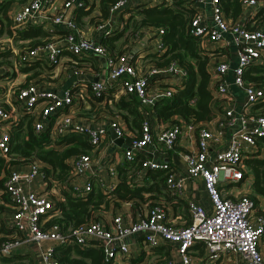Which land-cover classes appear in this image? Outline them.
I'll return each instance as SVG.
<instances>
[{
	"label": "built area",
	"instance_id": "2783aa9c",
	"mask_svg": "<svg viewBox=\"0 0 264 264\" xmlns=\"http://www.w3.org/2000/svg\"><path fill=\"white\" fill-rule=\"evenodd\" d=\"M143 1L147 4L153 0ZM143 1H107L105 14L99 7L88 18L85 13L83 26L75 18V13L89 7L92 10L91 0H12L8 6L12 36L19 38L18 32L26 29L27 25L39 26L47 34L37 44L30 46L26 41H19L17 48H9L13 54L14 69L40 61L52 67L60 64L62 74L64 71L89 76L59 91L43 78L42 73L49 71L30 73L23 82L24 86L0 82V156L5 160L10 158V126L24 114L30 117L34 132L47 131L51 139L69 131L85 133L89 144V153L67 156L68 172L61 181L45 176L42 168L48 165L36 157L27 162L20 161L23 158L19 157L8 167L2 190L7 195L11 210L3 217L4 224L12 225L19 232L26 230L27 239L34 241L38 248L37 262L21 264H57L53 249L67 242L101 245L104 262L119 263L131 256L123 239L132 233L141 235L139 248L145 255L161 241L174 245L178 257L157 264H194L189 250L197 241L202 242L205 257L210 262L221 256L226 264H264V256L258 248L264 232V217L255 211L254 203L246 193L231 198L223 195L220 187L221 184H231L244 178V152L255 151L257 142L264 141V108L258 107V113L247 112L254 104L264 101V86L242 80L244 68L261 62L263 58L264 21L252 28L245 25L254 17L249 16V11L246 14V9L261 6L263 0H240L241 15L233 20L224 15L219 0H209V21L203 23L204 14L197 7V3L203 0L190 1L194 13L188 22V31L199 38L200 46L202 43H217L225 33L230 34L238 45L231 53L235 61L231 68L233 82L243 93L242 107L237 115L233 114V99L221 77L229 69V63L225 58L215 60L214 54L208 57L212 58L211 70L216 74L214 84L209 86L210 94L227 101L223 116L214 130L204 127L199 121H185L178 115H171L165 120L157 118L153 109L155 102L169 97L181 87L186 69L177 60L158 63L154 56H150L153 53L160 56L164 52L162 27L141 25L132 33L128 30L126 25L131 11L142 7ZM122 9H125L123 16L127 21L121 20L122 17L116 18ZM54 29L58 30L57 34L52 32ZM119 32L121 34L115 43L111 42L113 49L110 50L106 39ZM7 47L8 43L0 38V48ZM204 52L208 55L210 51ZM92 57L100 58L103 67L94 70L88 63H82ZM99 68L104 70L102 77ZM57 74L55 69L51 73L53 76ZM2 77L6 79L4 74ZM121 96L134 97L139 102L137 108L142 119L136 130L126 127L123 117L111 110L112 103ZM82 106L90 112L79 116L77 114ZM235 120L239 121V125L229 131L223 145V129ZM97 121L106 126H94ZM106 128L113 131L114 137H122L120 144H114L113 151L119 149L125 160H137L139 172L148 169L164 172V183L170 193L185 199L189 214L187 224L166 212L171 204L163 198L144 207L135 220L124 221L120 214L112 215L108 227L97 217L105 214L106 207L103 206L93 211L86 221L69 227L65 233L57 223H47L57 211L54 208L55 199L51 196L54 189L49 187L47 190V185L52 182L61 184L70 193L82 196L92 189L91 177L86 173L93 175L91 169L96 164L100 165L102 149L111 144L106 138ZM181 137H188L193 142L191 148L185 147V151L179 153L183 167L166 159ZM107 159L105 171L112 175L115 167L111 159L114 158ZM19 164L25 166L23 171L15 168ZM37 175L45 182L42 190L30 187ZM79 175L84 177L76 182ZM101 175L97 177L98 189L112 201L115 199L114 196L110 198L113 184ZM187 180L201 181L209 202L207 207L185 195ZM23 242L22 234L3 239L0 255H9Z\"/></svg>",
	"mask_w": 264,
	"mask_h": 264
},
{
	"label": "trees",
	"instance_id": "16d2710c",
	"mask_svg": "<svg viewBox=\"0 0 264 264\" xmlns=\"http://www.w3.org/2000/svg\"><path fill=\"white\" fill-rule=\"evenodd\" d=\"M11 1L12 0H0V32L6 30V33L9 35L11 31L9 30L10 18L7 9ZM109 1L112 2L114 0ZM190 1L191 0H169L167 4L162 3L159 5L140 7L132 11L129 15L128 24L126 25L128 27L130 26L129 31L132 29L130 33L138 30L141 25L162 27L163 33L161 35V41L164 45V52L160 56H156L155 53L150 54V56H154L158 63H164L170 59L177 60L180 65L186 69V78L181 87L177 88L169 97L159 98L153 106L157 118L161 120L169 119L171 115L181 116L185 121H199L211 117L210 108L208 106L210 92L206 86L208 73L205 68L208 55L204 52L205 50L200 47L199 38L188 31V22L194 13ZM239 1L240 0H229L225 2L222 0L224 12L230 16L231 20H233L232 18L239 12ZM230 3L231 6L229 5ZM101 12L103 15L105 14V3L101 4ZM256 15L258 16L257 20L250 28L264 20V0ZM27 27V29L18 32L19 38H25L28 37V35L40 36L38 39L28 41L27 44L30 46L42 42L41 37L47 35L46 32L39 29L38 26L30 27L28 25ZM28 31L31 32L28 33ZM120 34L119 32L112 36H108L106 39L107 42L108 39L111 42L112 38ZM110 46L113 49L111 44L109 47ZM109 49L112 50L111 48ZM7 54H9L7 51H3V49L0 48V64L6 62L5 57ZM35 63L36 62L30 66H34ZM22 68L26 69L25 67ZM35 72L31 73V75H34ZM242 80L245 83L252 82L264 86V54L261 62L251 63L244 68ZM24 84L25 83H22L20 86H24ZM258 104L264 105V101L258 102ZM112 105L116 106L117 112L123 117L128 128L134 130L138 129L142 117L137 108L139 105L137 99L134 97L126 98L121 96L116 102H113ZM255 105L257 104H254V106ZM9 137L10 158L5 160L0 156V188H2V183L7 176L8 167L16 162L19 157L23 158L20 160L22 162H27L33 157L40 159L48 165V167L42 168L44 175L61 181L66 178L68 172V165L66 163L67 156L71 153L86 152V149H89L85 133H71L69 138L75 139L76 143L63 145L61 143L62 139L60 138L54 139L55 141L50 139L47 131L40 133L34 132L27 114L19 117L17 123H13L10 126ZM130 163L133 164L134 167H137V165L139 166L135 159L126 160V162L122 164L125 165L123 166L125 168L128 167ZM245 163L254 175V192L264 194V156L260 158H247ZM121 168L119 164L116 165V169H118L117 172L121 170ZM150 171H152V169L146 170L145 173L150 174ZM155 171H157L156 174L159 175L158 182L156 180L157 185L159 182L162 183L164 172L157 169ZM128 181L125 173L119 176L117 184L111 191L112 197L110 198H113V196L116 198H128L137 193V189L139 190V188H129L127 185ZM163 184L166 187L165 183ZM2 196L6 198L5 192L2 193ZM105 198L106 195L99 192L96 188H92L83 196L77 194L71 195L69 192L62 191V200L54 203V208H56L57 211L47 223H57L60 230L65 233L69 227L86 221L92 212L98 209L101 201L103 202L107 199ZM174 199L176 200L177 198L174 194L170 193V191L168 196L163 198V200L168 201L171 205L174 204ZM252 200L255 201L254 197H252ZM256 212L260 213L259 210H256ZM188 222L189 220L187 219L185 224ZM165 244L167 243L159 244L155 247L163 248ZM53 256L57 264H111L104 262L101 245L98 244L79 245L74 242H67L55 246L53 249ZM159 262H161V260L158 261V263Z\"/></svg>",
	"mask_w": 264,
	"mask_h": 264
},
{
	"label": "crops",
	"instance_id": "0c3cea01",
	"mask_svg": "<svg viewBox=\"0 0 264 264\" xmlns=\"http://www.w3.org/2000/svg\"><path fill=\"white\" fill-rule=\"evenodd\" d=\"M92 1V10L91 7H89L87 10L84 9H79L76 13H75V18L78 20L79 24H82V26L84 25V21L86 19V17L88 18V16H92L93 14H95L98 11V7L101 10V4L105 3L109 0H91ZM143 1V0H142ZM168 0H153L151 3H145L144 2V7L145 6H151V5H159V4H167ZM229 1V0H224ZM159 2V3H158ZM220 5L222 7L223 12L225 11L223 9L222 6V0H219ZM240 3V2H239ZM231 6V3L229 4ZM91 6V5H90ZM142 6V7H143ZM197 7L199 8V10H201L204 14V20H202L201 22H208L209 21V12H210V5H209V0H203L199 3H197ZM260 5L256 6L253 8H247L245 12H247L246 14H248L249 11V16H254L252 20H248L245 22V25L250 28L251 26L254 25L253 22H256L257 20V15L256 13L258 12V10L260 9ZM130 8V7H129ZM127 9V8H125ZM125 9H122V11L120 10L119 13H117L116 18L118 17H122L120 18L122 19H126L123 15H125ZM241 5L239 7V12L236 14V16L232 19H236L238 15H241ZM128 11V10H127ZM86 13V17L85 16ZM132 13V11H131ZM130 13V14H131ZM240 13V14H239ZM91 14V15H90ZM224 15L228 18H230V16H228L227 13L224 12ZM246 19V18H245ZM127 21V19H126ZM264 21V20H263ZM28 26V25H27ZM26 26V27H27ZM30 27H34L33 25H29ZM28 28V27H27ZM26 28V29H27ZM39 29H41L38 26ZM42 30V29H41ZM55 31L54 34H57V29H54ZM31 31H28V33H30ZM33 32V31H32ZM114 35V34H112ZM110 35V36H112ZM19 36V34L17 35ZM0 38L3 39L4 42L8 43V47L7 49H3V51H7V54L5 59L6 62L0 64V73H2V75H0V82H4V81H8V82H13L14 85H20L22 84L25 80L26 77H28V75L32 72H35L34 74L40 73L42 71L44 72H48L49 73H42V75H44V79H46L47 81H50L53 85V87H57V90L59 91L62 88H68L71 87L73 83L77 82L78 80L82 79V78H89L88 74L85 73H80V74H76V73H64L63 74L60 73V64L52 67L51 65H46V63H39L40 61H34L36 62L34 64V66H27L25 67L26 69H23L22 67L14 69L13 67V54L11 52V50L9 48L15 49L19 46V41H30V40H34V39H38L40 38L39 35H28V37L25 38H17L15 36H12L11 34H7L6 30H3L0 32ZM42 39V37H41ZM118 39V36L116 35L114 38L111 39V42L115 43ZM147 40L149 38H146ZM111 42L108 39V42H105L106 44H111ZM112 45V44H111ZM109 46V45H108ZM237 44H235V42L232 40L231 35L228 33H225L223 35V38L221 40H219L217 43H208L207 45L202 43V46H200L201 48H203L204 50H208L210 51L208 53V57L211 54H214V59H226L229 63V66L224 73H222L221 77L223 79V82H225L227 89H228V93L230 95V97L233 99V103H234V109H233V114L237 115L240 113V109L242 107V99H243V93L240 90L239 87H237L234 82H233V74L231 72V68L234 65V58L232 57L231 53L237 48ZM111 47V46H110ZM108 47V48H110ZM116 46H114L115 48ZM207 47V48H206ZM112 49V47H111ZM116 50V49H115ZM9 51V52H8ZM65 57L62 58V60H64ZM32 62V64L34 63ZM82 63H88L89 66L91 68H93L94 70L97 69L98 67H103L102 65V61L100 58H95L92 57L90 58H86V62H82ZM212 63V58H208L206 63H205V68L206 71L208 73V78H207V89L209 90V86L211 87L212 84H214L215 81V73L211 70V66L213 64ZM54 69L56 71H58V74L56 76L51 75V73L54 71ZM46 70V71H45ZM4 75H6V79L4 80V78L2 77ZM104 74V70L103 68H99V75L100 77H102ZM85 80V79H84ZM57 91V92H58ZM211 93V92H210ZM4 106H7V104L4 103ZM208 106L210 108V112H211V117L208 119H202L199 120V122L202 123V125L210 130H214L217 127V122L220 118H222L223 116V107L227 106V101L225 98L221 99L218 97H213L210 94V98L208 100ZM262 108L264 107V105H255V106H251L249 108V110L247 112H251V113H258L260 111V109L258 108ZM111 110L115 113H117V109L115 105H112ZM90 111L85 108L84 106H82L79 111L78 114L79 116H83L88 114ZM21 117V116H20ZM30 119V117H28ZM97 124H99V126H106L105 123H102L100 121L96 122V125L93 124L94 126H97ZM126 125V124H125ZM239 125V121L235 120L231 125L224 127L223 129V145L226 142V138L227 135L229 133L230 130L235 129L237 126ZM127 127V126H126ZM109 128H106V138L108 139V142L111 144L109 146H107V148L102 149V156L101 158H99V164H96V166L94 168H92L91 170L93 171V175L91 173H86V175H90L91 180H92V188H96L98 191V183H97V177L100 176L101 177H105V179H109L112 184L113 187L117 184L118 182V178L119 176H121L122 174H126L127 179L129 180L127 182V185L129 188H139V190L137 189V193L129 196L128 198H119V197H115V199L113 198L112 201L107 200L106 198H108L106 196V200H104L103 202L101 201V204L99 205L98 208H101V206L106 207L104 209L105 214L102 216H98V219L100 220V222L105 226L108 227L109 226V222H110V218L112 215L114 214H120L123 218L124 221H132L135 220L137 218V216H139V214L141 213V210L146 206H148L149 204H151L152 202H154L155 200L159 199V198H164L167 197L169 194L168 189L164 186V178H162V183L159 182L156 185V180L158 182V176L156 174L157 171L152 170L150 171V174L145 173V171H143L142 173L139 172L140 169L137 165V167H134L133 164L130 163V165L128 167H123L125 165H123L122 163L126 162V160L122 157L121 152L119 149L115 151H113V146L114 144H116L113 141V137L110 136L109 134ZM73 133L71 131L67 132L64 135L58 136L56 139H62L61 143L63 145H70V144H75L76 140L75 139H71L70 134ZM77 133V132H75ZM51 139V138H50ZM54 139H52L53 141H55ZM59 142V141H58ZM113 142V143H112ZM191 145H193V142L191 139H189L188 137H181L178 141V145L176 147H174L173 150H171L167 156V161L172 162L173 164L183 167V163L181 160V157L179 155L180 152L185 151V147L187 149L191 148ZM85 152V151H84ZM86 152L89 153L88 149H86ZM72 154V153H71ZM70 155V154H69ZM113 157L114 159H111L112 164H114L115 167V173L114 174H108L107 171H105V167L104 165L106 164L107 161H109V159H107L108 157ZM264 156V147L259 145V141L256 144V150L255 151H251V152H244V156H243V163H244V168H243V179L238 180L236 182H232L227 183V184H221V189H222V193L223 195L227 196V197H231V198H236L240 193L242 192H237V190L240 188H236V187H231L234 184H240L241 182L245 181L246 179H248L249 177L252 178L250 185H248V189L244 192L247 194V196L252 199V197H254L255 201H253L254 203V209L255 211L259 210L260 214L264 217V194L262 193H257L254 192V188H253V181H254V175L252 173V171H250V169L248 168L247 164L245 163V160L247 158H251V157H262ZM107 159V160H106ZM119 164L120 167L124 168L121 170H119L117 172L118 169H116V165ZM136 166V165H135ZM42 167V166H41ZM15 168L20 169L21 171H23L25 169L24 165L19 164L18 166L15 165ZM156 174V175H155ZM84 177V175H79L78 178H76V182H79L82 178ZM57 181V180H56ZM54 185V187L51 186ZM50 185H47V190L54 189V191L51 193V196L53 195L55 201H59L62 200V191H66L69 192L67 190L64 189V187L61 184H55L54 182H52ZM30 187H32L34 190H42L45 187V182L42 181L40 179V177L37 175L33 178ZM50 187V188H49ZM142 187V188H140ZM24 188H26L24 186ZM185 195L191 197L192 199L196 200L197 202H199L202 206L207 207L209 202L207 199V196L205 194V190L202 186L201 181L199 180H187V182L185 183ZM4 191L2 190V188H0V243L2 242L3 239L11 237L13 235H18V234H22V236L24 237V242L21 244V246L15 248L9 255L7 256H1L0 255V264H21V263H34L38 261V248L37 245L34 243V241L27 239L28 238V232L26 230H23L21 232L16 231L15 228L11 225V226H6L4 224L3 221V217H6V215H8V213L11 210V207L8 204V198L7 195L5 196L6 198H4L2 196V193ZM100 192V191H99ZM70 193V192H69ZM6 194V193H5ZM71 195H74L73 193H71ZM174 202V204L170 205L169 209H166V212H170V214L172 216H175L178 221L180 222H186V220H189V214L187 212V206H186V202L185 199L183 198H178ZM147 204V205H145ZM102 207V208H103ZM93 213V212H92ZM95 214V213H94ZM93 215V214H92ZM140 239H141V235L138 233H132L130 235H128L127 237H125L123 240L126 242L128 249L131 252V256L127 259H121L119 261V263H115V264H157L158 261L161 260L165 261L166 259L169 258H177L178 255L176 253V249L174 248V245L169 243V242H164L161 241L160 244L163 243H167L164 245V247L160 248V247H155L153 248L149 254L145 255L143 254V252H141L140 247ZM258 248L259 251L262 253V255L264 256V232L261 235L259 242H258ZM205 249L203 248V244L200 241L195 242L191 247L189 252H191V256H192V261L194 264H226L227 262L221 258L217 259L214 262H210L207 260V256L205 257L204 254ZM167 255V256H166ZM134 262V263H133Z\"/></svg>",
	"mask_w": 264,
	"mask_h": 264
},
{
	"label": "rangeland",
	"instance_id": "374dc122",
	"mask_svg": "<svg viewBox=\"0 0 264 264\" xmlns=\"http://www.w3.org/2000/svg\"><path fill=\"white\" fill-rule=\"evenodd\" d=\"M81 26V25H80ZM129 28H130V26L128 27V30H129ZM132 29H130V31H131ZM259 145L262 147H264V141H259ZM251 180H252V178L251 177H249L248 179H246L245 181H243V182H241L240 184H234V185H232L231 187H236L238 190H237V192H242V193H244L249 187H248V185H250V183H251ZM153 264V263H152Z\"/></svg>",
	"mask_w": 264,
	"mask_h": 264
},
{
	"label": "water",
	"instance_id": "95a60500",
	"mask_svg": "<svg viewBox=\"0 0 264 264\" xmlns=\"http://www.w3.org/2000/svg\"><path fill=\"white\" fill-rule=\"evenodd\" d=\"M109 134L111 137H113V141L116 143V144H120V142L122 141V137H114V133L112 130H109Z\"/></svg>",
	"mask_w": 264,
	"mask_h": 264
}]
</instances>
